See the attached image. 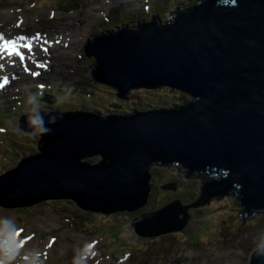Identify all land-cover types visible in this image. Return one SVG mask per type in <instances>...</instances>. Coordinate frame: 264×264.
<instances>
[{
    "label": "water",
    "instance_id": "water-1",
    "mask_svg": "<svg viewBox=\"0 0 264 264\" xmlns=\"http://www.w3.org/2000/svg\"><path fill=\"white\" fill-rule=\"evenodd\" d=\"M170 14L166 23L156 14L137 29L124 25L93 36L81 51L95 59L94 80L117 90V99L163 87L193 99L105 117L44 110L50 134H38L37 152L0 176L3 207L69 199L83 210L135 211L149 199L150 167L178 165L212 178L195 202L174 200L134 218L138 236L182 231L190 210L215 196L237 194L242 223L264 212V0H201ZM53 115L57 123L47 125ZM18 125L31 131L26 114ZM94 156L101 160H85ZM250 259L264 264L256 250Z\"/></svg>",
    "mask_w": 264,
    "mask_h": 264
},
{
    "label": "rangeland",
    "instance_id": "rangeland-1",
    "mask_svg": "<svg viewBox=\"0 0 264 264\" xmlns=\"http://www.w3.org/2000/svg\"><path fill=\"white\" fill-rule=\"evenodd\" d=\"M99 1L101 0H0V17L11 15L13 18L0 23V32L27 33V35L38 31L44 32L47 35L58 36L56 41L63 45L69 42L65 39L70 38L66 33L71 31V26L79 27L75 23L79 18L82 21L86 17L90 30L86 39L83 36L75 37V40L79 39L81 43L77 46L70 45V52H62L58 56V61L54 58V52L52 60L49 57L45 58L46 61L49 60V63L41 67L40 79L23 86L24 88L29 86V89L11 95L3 104H0V113H5L0 116V125L5 124L8 129L7 133L0 134V142H3L0 175L15 167L22 157L37 152L36 143L39 135L32 136L31 131L20 132L18 129L20 115L23 112L27 113L29 108L25 100H28L30 94L38 93L37 86H57L59 91L55 95L58 98L57 102L48 104L42 101L43 110L94 112L92 107L98 106L97 110L103 117L111 114H132L130 111L173 108L193 99L185 93L168 87L137 89L130 91L125 98L117 99L115 96L117 90L94 80L91 71L94 68L95 59L88 57L81 48L93 36L122 28L124 25L137 29V22H148L151 16L156 14L159 16L158 21L169 22L171 12L184 10L201 0H131L133 2L130 3L131 6L123 1L120 5L114 3L112 5L105 0L107 2L103 3H107L109 11L105 6L94 5ZM90 8H97L94 15L91 14L93 9L90 10ZM88 9L89 14L94 16L93 19L87 15ZM51 11L56 12L57 15H49ZM17 17L21 18L22 27L16 26ZM59 48L62 47L59 46ZM2 71L0 68V76ZM88 94H91L89 95L91 99L85 98ZM50 95L54 96V94ZM15 97L20 98V101L24 103L22 107L10 112L12 108L17 107L16 101L13 100ZM112 104H118V106L111 107ZM85 160L97 163L101 158L94 156ZM151 170L154 176L149 199L143 207L135 211L115 210L105 214L83 210L77 206L75 208L73 200L48 199L24 208L0 206V212L13 221L17 218V225L25 227V234L30 233L27 237L35 240L39 245L57 239L54 246L58 250L63 249L61 243L67 244L64 242L63 235L67 236L68 242L78 244L76 248L89 241L100 242L104 238L102 245L109 248L107 251L115 249L113 253L107 252V256L106 254L102 256L100 249L98 250L99 255L106 258L103 261L107 264H155L158 262L192 264L191 252L200 253L195 258L194 264H215V262L251 264L250 255L256 249L260 238L264 237V212L244 219L242 223L243 216L240 215L242 207L238 202L237 194L211 197L203 205L192 208L189 223L182 231L153 237L138 236L130 224L134 218L174 200L191 204L202 196V186L210 181L208 173L187 175V171L181 170L178 165L153 166ZM171 183L175 184L174 190L162 188L163 185ZM134 249L137 250L129 256V260L118 263V259L122 258L121 254L126 250L128 252Z\"/></svg>",
    "mask_w": 264,
    "mask_h": 264
},
{
    "label": "bare ground",
    "instance_id": "bare-ground-1",
    "mask_svg": "<svg viewBox=\"0 0 264 264\" xmlns=\"http://www.w3.org/2000/svg\"><path fill=\"white\" fill-rule=\"evenodd\" d=\"M122 1L124 3L125 2L128 3L127 5H130V3L132 2L131 0H108V2H110L111 4L114 3L117 5L122 4ZM103 2H107V1L101 0L99 1V3H96L94 5L97 6V4H99L100 6H103V7L105 6L106 9L109 11L110 10L108 9L109 6L106 5L107 3H103ZM90 10H92L91 14L94 15V12L97 11V8H90ZM90 10L88 9L87 15H89L90 19H93L94 16L89 14ZM49 13L52 14L53 12L51 11ZM54 14L57 15V13H54ZM85 18H83L82 21H81V18L76 20L75 23L78 24L79 26L78 28L73 25L71 26L72 28V29L70 28L71 31H68L66 33V35L70 37L69 42L63 45L60 42L56 41L54 38L49 39L47 35L45 36L40 35V38H42L43 40L40 43H38L39 48H36L34 47V45L36 43L37 38L36 37L33 38V45L31 46V48L29 50L22 51L26 56V64H24V66H27L30 69L31 75H28V73L26 72H22V71L20 72L19 70L15 69V67L13 68L8 67V66L3 67L4 72L5 71L12 72V75L14 77L11 78L7 86L0 88V104L4 103L7 100V98L10 97L11 95L22 92V90L29 89V86H26V88H24L23 86L27 85L30 82H35V80L37 79H40L41 67L29 65L30 62L27 58V55L29 53L33 52V56L39 62V58L37 57L38 54L47 48V49L52 50L55 53L54 58H56V61H58V56H60L62 52L64 51L70 52L69 51L70 45L77 46L81 43L79 39L75 40V37L83 36L84 39L88 37V35L90 34L89 33L90 30H89V27L87 26L88 21H86L87 19ZM10 19H13L11 15H8L6 17H0V23H4V21H8ZM50 35L51 34H49V36ZM26 39H28V37ZM44 40H47V41L54 40V42L50 41L51 45L49 46L48 44H43ZM54 44H55V47H53ZM42 45H44L43 48H42ZM59 46H61L62 48H59ZM5 52H9V50L6 49ZM5 52L1 50L0 56L3 55ZM18 52L20 53L19 57H21L22 52L20 50H18ZM33 72H37L38 75L33 76L32 75ZM16 221H17V218H15V220L13 221L7 215L0 214V230L2 232L12 235L13 237V238L11 236L7 237V243L0 244V264H97L98 262L99 264H107L102 259H100L98 256L94 255L93 246H86L87 244H85L82 246L79 245L80 247L76 248L78 244H73V243L68 242L66 235L62 236L64 239V242L67 243L66 245H64L63 243L60 244L63 247L62 250H58L57 247L53 245L51 249L48 251L46 260H44L43 257H37L38 253H41L42 251L45 250L44 249L45 244L39 245L37 244L35 240H31V241L25 240L24 245L21 246L19 243L23 239V237L17 231L18 225ZM68 236L70 237V235ZM191 255H192V259H191L192 264H194L196 263L195 258L198 255H200V253L191 252ZM79 257H81L82 259ZM198 259H201V258H198ZM215 264H219V263L215 262Z\"/></svg>",
    "mask_w": 264,
    "mask_h": 264
},
{
    "label": "clouds",
    "instance_id": "clouds-1",
    "mask_svg": "<svg viewBox=\"0 0 264 264\" xmlns=\"http://www.w3.org/2000/svg\"><path fill=\"white\" fill-rule=\"evenodd\" d=\"M42 97H43L42 93L30 94L28 96L27 102H28L29 108L27 109L26 115H27V123L29 125V128L31 129V135L32 136H36L37 134H41V135L50 134V131H51V129L46 126L45 116L47 115V113L42 108ZM57 119H58L57 116H55V115L51 116L47 120V125H49V123L50 124L57 123ZM153 166L165 167V166H158V165H153ZM153 166L150 167L151 173H152L151 168ZM172 166H174V165H172ZM151 186H152V181H151ZM151 189H152V187H151ZM165 190H168V189H165ZM256 254L258 256H264V237L260 238V241L256 246Z\"/></svg>",
    "mask_w": 264,
    "mask_h": 264
},
{
    "label": "snow or ice",
    "instance_id": "snow-or-ice-1",
    "mask_svg": "<svg viewBox=\"0 0 264 264\" xmlns=\"http://www.w3.org/2000/svg\"><path fill=\"white\" fill-rule=\"evenodd\" d=\"M0 39H3L2 36H0ZM21 39H24L23 37ZM8 47V45L6 44V48ZM9 50V54H13V52L16 54V55H20V53L18 51H15V45H14V42H11V48L8 49ZM21 60H23V56H21ZM2 67V66H0ZM34 75H38L36 73H34ZM4 80V83H7V78H3ZM4 83H0V88H2L4 86ZM43 87V86H41Z\"/></svg>",
    "mask_w": 264,
    "mask_h": 264
},
{
    "label": "trees",
    "instance_id": "trees-1",
    "mask_svg": "<svg viewBox=\"0 0 264 264\" xmlns=\"http://www.w3.org/2000/svg\"><path fill=\"white\" fill-rule=\"evenodd\" d=\"M50 93H55V94H57L58 93V91H56V92H50ZM89 95H91V94H88L87 96H85V98L86 99H91V97H89ZM85 104V103H84ZM92 109L94 110V112H99V110H97V109H99L98 108V106H93L92 107ZM88 111V110H87ZM100 158V157H99ZM221 173L222 174H225L226 173V171L225 170H223V171H221ZM187 174L189 175V173L187 172ZM195 174V173H194ZM210 176V175H209ZM189 177V176H188ZM210 179L212 178L211 176L209 177ZM180 182H182V181H180ZM233 194V193H232ZM74 207L76 208V206L74 205ZM258 214V213H257Z\"/></svg>",
    "mask_w": 264,
    "mask_h": 264
}]
</instances>
